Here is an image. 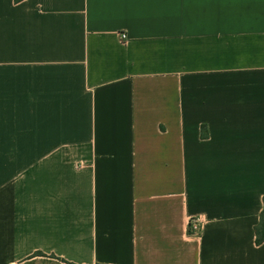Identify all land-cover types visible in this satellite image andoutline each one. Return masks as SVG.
<instances>
[{"label":"crops","instance_id":"1","mask_svg":"<svg viewBox=\"0 0 264 264\" xmlns=\"http://www.w3.org/2000/svg\"><path fill=\"white\" fill-rule=\"evenodd\" d=\"M263 209L264 0H0V264H264Z\"/></svg>","mask_w":264,"mask_h":264},{"label":"built area","instance_id":"2","mask_svg":"<svg viewBox=\"0 0 264 264\" xmlns=\"http://www.w3.org/2000/svg\"><path fill=\"white\" fill-rule=\"evenodd\" d=\"M126 38L127 36L125 34H121L122 40H126ZM203 223H204L203 217L198 216V217L192 218L189 223V232L191 234H199L202 229Z\"/></svg>","mask_w":264,"mask_h":264},{"label":"trees","instance_id":"3","mask_svg":"<svg viewBox=\"0 0 264 264\" xmlns=\"http://www.w3.org/2000/svg\"><path fill=\"white\" fill-rule=\"evenodd\" d=\"M16 3H20L24 0H14ZM256 233H257V243L260 244L264 242V209L261 213L260 222L258 226L256 227Z\"/></svg>","mask_w":264,"mask_h":264}]
</instances>
